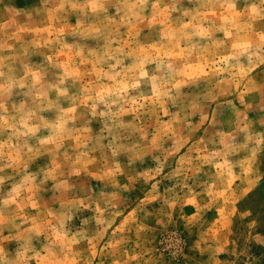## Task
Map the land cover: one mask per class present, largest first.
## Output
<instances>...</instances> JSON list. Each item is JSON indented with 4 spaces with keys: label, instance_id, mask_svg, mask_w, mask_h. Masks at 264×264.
Listing matches in <instances>:
<instances>
[{
    "label": "clouds",
    "instance_id": "1",
    "mask_svg": "<svg viewBox=\"0 0 264 264\" xmlns=\"http://www.w3.org/2000/svg\"><path fill=\"white\" fill-rule=\"evenodd\" d=\"M0 264H264V0H0Z\"/></svg>",
    "mask_w": 264,
    "mask_h": 264
},
{
    "label": "rangeland",
    "instance_id": "2",
    "mask_svg": "<svg viewBox=\"0 0 264 264\" xmlns=\"http://www.w3.org/2000/svg\"><path fill=\"white\" fill-rule=\"evenodd\" d=\"M253 252L259 254V253H258V250H256V249H254Z\"/></svg>",
    "mask_w": 264,
    "mask_h": 264
}]
</instances>
